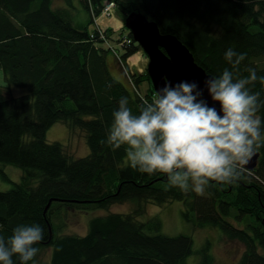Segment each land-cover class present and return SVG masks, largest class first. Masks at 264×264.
Here are the masks:
<instances>
[{
	"label": "trees",
	"instance_id": "trees-1",
	"mask_svg": "<svg viewBox=\"0 0 264 264\" xmlns=\"http://www.w3.org/2000/svg\"><path fill=\"white\" fill-rule=\"evenodd\" d=\"M104 1L79 0L88 19L74 24L68 7L56 8L52 0H0V176L8 180L7 165L22 171L19 182L0 191V235L10 236L19 224H40L45 239L36 245L37 256L49 248L48 264H186L194 254L189 236L161 234L156 217L138 220L144 203L180 201L186 222L218 228L226 241L242 244L236 264H264V148L257 151L254 170H243L233 184L213 183L199 196L171 187L163 173L148 176L128 162L123 165L125 149L113 151L107 145L119 100L127 97L138 114L155 93L146 70L130 74L125 65L140 50L130 32L122 25L125 33L111 46L112 30L96 21ZM111 1L124 19L142 14L161 34L176 37L210 76L230 67L223 56L229 47L246 56L241 75L254 68L258 77L264 76V0ZM109 59L130 74L135 92L125 76L118 78L126 87L110 75ZM12 87L28 92L7 96L4 92ZM249 87L264 100V84L257 80ZM259 115L264 118V108ZM56 123L85 133L86 157L71 158L61 144L46 140ZM121 203H131L133 211L92 218L84 236L61 235L63 224L55 225L63 210L94 212ZM230 217L243 227L229 222ZM209 247L206 243L197 252V264H213Z\"/></svg>",
	"mask_w": 264,
	"mask_h": 264
},
{
	"label": "clouds",
	"instance_id": "clouds-1",
	"mask_svg": "<svg viewBox=\"0 0 264 264\" xmlns=\"http://www.w3.org/2000/svg\"><path fill=\"white\" fill-rule=\"evenodd\" d=\"M226 67L219 75L205 76L203 88L196 80L170 81L138 114L122 97L112 112L106 143L115 151L125 149L129 167L140 174L163 173L169 185L182 193L203 194L212 184H233L244 167L264 148V108L260 93L250 85L264 76L248 68L239 72L244 53L224 51ZM206 91L208 100H205ZM45 239L37 223L19 224L8 237L0 235V264H35L38 245Z\"/></svg>",
	"mask_w": 264,
	"mask_h": 264
},
{
	"label": "rangeland",
	"instance_id": "rangeland-1",
	"mask_svg": "<svg viewBox=\"0 0 264 264\" xmlns=\"http://www.w3.org/2000/svg\"><path fill=\"white\" fill-rule=\"evenodd\" d=\"M76 3L79 5V12L75 11ZM52 4L56 8L68 7L71 11H69V13L74 24H78V22L83 23V21L85 22L88 19L87 15L84 14V11L81 10L79 0H52ZM125 19L117 8H113L111 10L110 18L100 17L98 19L99 26L103 29L112 30V41H109L111 46H116L115 41L119 39L121 33H125L121 31V27L124 25ZM93 26L94 25H91V27ZM109 62L110 75L114 79L121 82L120 79L125 76L121 68L118 67L116 61H113L112 59H109ZM147 64L148 59L145 57L141 49L125 61L128 72L136 75L143 73L146 70ZM3 85V74L0 71V86ZM144 85L145 84L143 83L140 87ZM19 90L24 91L23 88L16 89L15 87H12L8 88L7 92L5 91L4 93L7 96L15 97L20 95ZM26 91L28 92V90L25 89L24 93ZM142 94L143 93L141 92L140 95L142 96ZM46 140L48 142H57L61 144L63 146L64 153L71 158H83L89 154V149L85 142V133L79 129L71 130L63 123L54 124L47 131ZM126 162L127 159L124 161L123 165H126ZM3 170L8 177V180H3L0 176L1 192L8 191L12 187L11 183L19 182L20 176L22 175V171L14 166H4ZM197 195L204 196L205 193ZM133 207L134 205L131 203H121L110 206L108 210H98L94 212L63 210V213L60 214L61 222H56L55 225L60 223L63 224L64 228L60 232L61 235L69 234L84 236L87 232V224L92 218L105 216L108 213L129 214L133 211ZM143 208V213L138 217L139 221L145 222L149 218L156 217L159 219L161 224L159 231L161 234L166 236L185 235L191 238L194 254L187 258L186 264H197L199 262L200 256L197 252L206 243H209L210 245L209 254L213 257V264H236L238 262L243 252L242 244L237 241H226L218 228L210 226L196 228L193 226L192 222H186L182 215V213L186 210V207L182 202L171 201L161 206H157L152 203H144ZM190 215V220L195 221L194 213L190 212ZM227 220L237 227H243L244 225L243 222L238 221L233 217H230ZM260 252L264 254V252ZM50 253L51 250L49 248L42 249L35 260V264H48Z\"/></svg>",
	"mask_w": 264,
	"mask_h": 264
},
{
	"label": "water",
	"instance_id": "water-1",
	"mask_svg": "<svg viewBox=\"0 0 264 264\" xmlns=\"http://www.w3.org/2000/svg\"><path fill=\"white\" fill-rule=\"evenodd\" d=\"M124 26L148 59L146 73L155 94L162 86V77H167L172 82L196 80L200 88L204 87L203 80L205 76L210 75L194 62L188 49L176 37L161 34L153 21L139 13L129 14ZM203 98L208 100L211 106L206 91ZM258 158L259 154L256 152L244 169L252 171L257 165ZM48 206L49 204L45 211Z\"/></svg>",
	"mask_w": 264,
	"mask_h": 264
},
{
	"label": "built area",
	"instance_id": "built-area-1",
	"mask_svg": "<svg viewBox=\"0 0 264 264\" xmlns=\"http://www.w3.org/2000/svg\"><path fill=\"white\" fill-rule=\"evenodd\" d=\"M113 7H114V4H113V3H111V2L107 3V4L105 5L103 11H102V14L105 15V16H109V14H110V10H111V8H113ZM124 42L127 43V41H124Z\"/></svg>",
	"mask_w": 264,
	"mask_h": 264
},
{
	"label": "crops",
	"instance_id": "crops-1",
	"mask_svg": "<svg viewBox=\"0 0 264 264\" xmlns=\"http://www.w3.org/2000/svg\"><path fill=\"white\" fill-rule=\"evenodd\" d=\"M75 11L76 12H79L80 11V9H79V5L76 3V7H75ZM79 21H80V19H79ZM145 86V85H144ZM20 92L22 91V90H19ZM20 94V93H19ZM20 178H21V176H20Z\"/></svg>",
	"mask_w": 264,
	"mask_h": 264
}]
</instances>
